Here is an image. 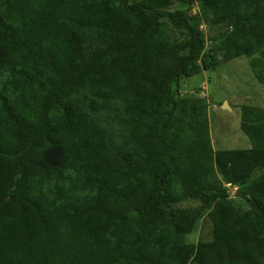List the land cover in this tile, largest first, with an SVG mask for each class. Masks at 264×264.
I'll return each instance as SVG.
<instances>
[{"label":"trees","instance_id":"trees-1","mask_svg":"<svg viewBox=\"0 0 264 264\" xmlns=\"http://www.w3.org/2000/svg\"><path fill=\"white\" fill-rule=\"evenodd\" d=\"M186 1L0 0V264H264V109L241 108L251 147L214 150L206 105L180 91L264 47V0H198L230 27L210 47L168 8ZM114 101L140 153L123 167L87 112ZM205 213L211 239L185 241Z\"/></svg>","mask_w":264,"mask_h":264},{"label":"rangeland","instance_id":"rangeland-1","mask_svg":"<svg viewBox=\"0 0 264 264\" xmlns=\"http://www.w3.org/2000/svg\"><path fill=\"white\" fill-rule=\"evenodd\" d=\"M132 1V0H130ZM169 9L184 10L188 15L197 17L198 27L205 36V45L210 47L222 40V34L230 27L226 23L212 24L205 21L204 11L198 0H187L185 3H175ZM180 39L184 34L178 32ZM104 46L97 36H92L86 43V51L92 52ZM175 56L164 59V64L175 63ZM88 91L85 84L75 94L84 97ZM181 96L187 106L206 105L209 122V134L212 148H249L251 141L240 129L241 108L244 105L264 109V47L251 56L239 55L220 63L217 67L203 70L180 81ZM225 103V105H223ZM189 107V111H190ZM93 124L102 127L109 138L110 152L118 167H123L126 160L137 157L139 153L135 144L129 141L124 122L127 116L125 105L114 101L109 108L92 110L87 108ZM217 178L227 189L230 201L240 210L249 208V203L236 191L230 193L225 180L216 171L206 177L207 181ZM198 201L186 199L178 204L179 207L195 206ZM212 236V224L205 213L193 232L185 236V241L197 243L208 241Z\"/></svg>","mask_w":264,"mask_h":264},{"label":"built area","instance_id":"built-area-1","mask_svg":"<svg viewBox=\"0 0 264 264\" xmlns=\"http://www.w3.org/2000/svg\"><path fill=\"white\" fill-rule=\"evenodd\" d=\"M226 186L230 189V193L233 191L235 192L237 190V186L231 185V183H226Z\"/></svg>","mask_w":264,"mask_h":264},{"label":"water","instance_id":"water-1","mask_svg":"<svg viewBox=\"0 0 264 264\" xmlns=\"http://www.w3.org/2000/svg\"><path fill=\"white\" fill-rule=\"evenodd\" d=\"M223 105H225V103Z\"/></svg>","mask_w":264,"mask_h":264}]
</instances>
